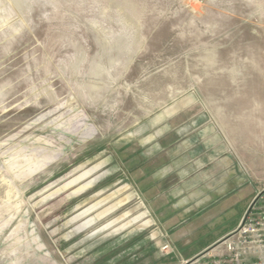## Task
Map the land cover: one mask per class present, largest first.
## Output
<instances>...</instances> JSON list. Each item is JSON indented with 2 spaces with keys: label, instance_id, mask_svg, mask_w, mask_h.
<instances>
[{
  "label": "rangeland",
  "instance_id": "obj_1",
  "mask_svg": "<svg viewBox=\"0 0 264 264\" xmlns=\"http://www.w3.org/2000/svg\"><path fill=\"white\" fill-rule=\"evenodd\" d=\"M166 124L264 189V0H0V264H161L206 242L162 239L129 170Z\"/></svg>",
  "mask_w": 264,
  "mask_h": 264
},
{
  "label": "crops",
  "instance_id": "obj_2",
  "mask_svg": "<svg viewBox=\"0 0 264 264\" xmlns=\"http://www.w3.org/2000/svg\"><path fill=\"white\" fill-rule=\"evenodd\" d=\"M182 128L166 124L156 146L128 149L129 170L162 227V239H169L174 250L176 240L187 243L189 239H208L188 256L173 252L162 255L161 264H181L236 229L257 192L263 189L246 183V176L232 167L231 155L214 139L183 135ZM242 190L244 200L248 198L244 211L233 225L218 227L221 215L230 207L231 195ZM148 260L140 264H155Z\"/></svg>",
  "mask_w": 264,
  "mask_h": 264
},
{
  "label": "built area",
  "instance_id": "obj_3",
  "mask_svg": "<svg viewBox=\"0 0 264 264\" xmlns=\"http://www.w3.org/2000/svg\"><path fill=\"white\" fill-rule=\"evenodd\" d=\"M181 264H264V189L254 197L236 229Z\"/></svg>",
  "mask_w": 264,
  "mask_h": 264
}]
</instances>
